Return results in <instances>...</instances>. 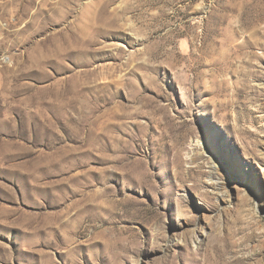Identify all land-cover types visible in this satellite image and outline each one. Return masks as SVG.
<instances>
[{"label": "rangeland", "instance_id": "rangeland-1", "mask_svg": "<svg viewBox=\"0 0 264 264\" xmlns=\"http://www.w3.org/2000/svg\"><path fill=\"white\" fill-rule=\"evenodd\" d=\"M0 264H264V0H0Z\"/></svg>", "mask_w": 264, "mask_h": 264}]
</instances>
